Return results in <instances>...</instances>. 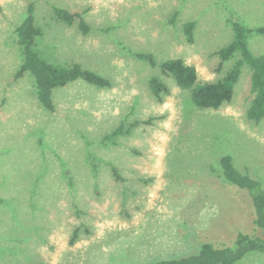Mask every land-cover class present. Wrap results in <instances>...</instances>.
I'll return each instance as SVG.
<instances>
[{"label":"rangeland","instance_id":"1","mask_svg":"<svg viewBox=\"0 0 264 264\" xmlns=\"http://www.w3.org/2000/svg\"><path fill=\"white\" fill-rule=\"evenodd\" d=\"M31 4L41 55L78 63L110 87L78 79L53 90L49 111L29 73L15 79V30ZM55 7L80 13L90 31L58 20ZM232 20L264 26V0H0V264H148L261 234L252 198L224 181L219 164L231 155L264 187V120L247 116L251 69L243 66L232 101L218 109L196 107L160 70L179 58L200 82L220 79L239 58L219 67ZM248 44L264 55V35ZM154 76L168 89L162 101L149 87ZM119 127L130 132L103 142ZM236 264H264V252Z\"/></svg>","mask_w":264,"mask_h":264},{"label":"trees","instance_id":"2","mask_svg":"<svg viewBox=\"0 0 264 264\" xmlns=\"http://www.w3.org/2000/svg\"><path fill=\"white\" fill-rule=\"evenodd\" d=\"M54 14L58 20L73 25L78 21V26L83 34L90 31V27L82 19L80 13H74L67 9L55 7ZM175 18V17H174ZM174 18L172 22H174ZM233 40L216 52L219 58V67L230 61L238 54L235 61L220 79L214 82H200L195 66L186 63L182 59H169L160 64V70L166 77H171L177 86L190 92L192 103L201 109H218L232 101L234 89L241 76L242 68L247 65L252 73L250 79V92L252 95L247 116L250 120L260 122L264 120V55H254L248 44V38L252 34L264 35V26L248 28L239 21L232 20ZM16 42L21 48L22 65L15 74L19 79L30 74L36 84L37 98L39 102L49 111L54 110L52 100L53 90L61 88L78 79L100 88L110 87V81L100 74L83 68L80 64L74 63L64 67L50 63L36 49V39L42 35V31L35 24L34 6L28 8V14L22 23L17 26ZM184 33L189 42L194 36V23L188 22L184 25ZM137 58L148 61L155 66L154 57L151 54H136ZM149 87L153 96L162 101V95L168 89L158 76L149 81ZM130 132V129L119 127L114 132L107 134L103 142H114V139ZM222 171V178L225 182L231 183L242 190H246L252 198L255 210V224L260 229L259 236H249L240 233L234 245L218 247L213 243H203L201 248L193 254L186 256L153 261L148 264H236L251 252H264V187L261 181L252 177L248 172L239 170L234 159L229 154H224L219 161ZM117 175V171L115 170ZM79 230H76L71 243L78 237Z\"/></svg>","mask_w":264,"mask_h":264}]
</instances>
